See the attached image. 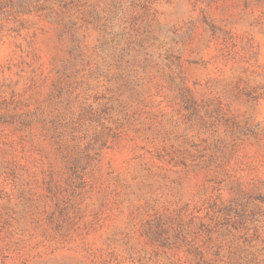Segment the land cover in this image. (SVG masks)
Masks as SVG:
<instances>
[{"label":"rangeland","instance_id":"rangeland-1","mask_svg":"<svg viewBox=\"0 0 264 264\" xmlns=\"http://www.w3.org/2000/svg\"><path fill=\"white\" fill-rule=\"evenodd\" d=\"M0 264H264V0H0Z\"/></svg>","mask_w":264,"mask_h":264}]
</instances>
